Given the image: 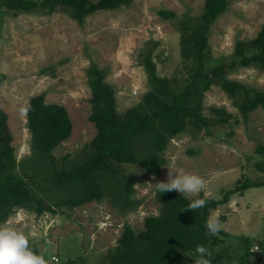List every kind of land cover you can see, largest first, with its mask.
Masks as SVG:
<instances>
[{
  "label": "rangeland",
  "instance_id": "rangeland-1",
  "mask_svg": "<svg viewBox=\"0 0 264 264\" xmlns=\"http://www.w3.org/2000/svg\"><path fill=\"white\" fill-rule=\"evenodd\" d=\"M207 1L132 0L129 7L97 12L82 24L61 8L53 13L17 12L0 1V108L8 114L14 137L15 171L34 195L45 200L47 208L52 207L42 215L35 209L17 208L5 223L24 231L30 246L47 264L76 260L79 264H107L109 252L118 245L126 225L138 235L145 229L146 218L160 215L162 203L155 185L167 182L170 170L204 179L205 186L199 192L184 194L190 200L203 195L221 201L245 179L264 181V156L257 154L259 145H264V109L250 112L245 119L240 111L243 92L235 98L213 85L204 92L200 113L218 119L213 109H224L228 124L213 127L210 136L202 131L196 138L189 127L161 152L149 149L144 141L139 156L142 161L160 157L157 173L143 165L116 163L113 179H99L105 188L103 201L75 208L61 203L69 193L84 190V184L58 187L56 173L82 164L93 152L91 143L97 135L90 121L94 113L91 68L102 71L104 84L115 89L116 109L121 115L144 105L145 96L153 90L151 74L143 64L151 51L158 77L168 79L175 90L183 92L198 70L194 55L185 58L182 54V35L189 33L183 30L184 21L190 18L193 29L203 25L196 21L201 19ZM226 3V11L206 34L209 51L204 54L211 58L205 62V74L212 75L221 63L240 61L234 55L236 45L255 40L264 26V0ZM161 10L172 11L176 17L164 20L158 14ZM224 71L228 80L246 85L252 92H264V67H243L239 62ZM41 94L46 95L48 104L66 107L73 123L72 136L51 154L31 148L27 128L30 101ZM216 222L222 227L216 233L209 232L222 243L208 252L222 255L226 264H240L242 251L236 250L240 238L264 241V187L232 195L227 203L212 208L208 224ZM252 253L247 264H264V249L254 245ZM187 258L189 264H197L199 254H188Z\"/></svg>",
  "mask_w": 264,
  "mask_h": 264
},
{
  "label": "trees",
  "instance_id": "trees-1",
  "mask_svg": "<svg viewBox=\"0 0 264 264\" xmlns=\"http://www.w3.org/2000/svg\"><path fill=\"white\" fill-rule=\"evenodd\" d=\"M0 1L8 9L17 12L47 10L53 13L61 8L80 24L84 23L88 16L99 11L118 10L122 6L132 5V0H99L97 3L90 0ZM226 2L227 0H208L201 19L196 21L203 25L197 29H193L189 24L190 18L184 21L183 30L189 33L182 35V54L185 58L193 54L198 62V70L192 84L183 92L175 90L168 79L158 77L156 66L152 63L151 51L143 64H147L151 74L153 90L145 96L144 105L121 115L116 109L115 89L104 84L102 71L96 66L91 68L89 85L92 90L91 103L94 113L90 121L95 124L97 135L91 143L93 152L86 155L82 164L69 171L56 173L55 184L58 187L84 184V190L81 189L77 193L68 192L67 197L61 201L62 205L75 208L94 200L103 201L105 188L99 179H113L116 163L143 165L151 173H157L162 163L160 157L154 156L149 161H142L139 156L144 141L149 149L161 152L170 140L184 134L189 127L194 129L193 137L196 138L202 131H206V135L210 136L213 127L228 124L224 109H213L219 115L218 119L200 113L204 92L210 90L213 85L221 86L229 96L235 98L238 93L243 92L244 99L240 101V111L245 119L250 112L260 107L264 109V92H252L246 85L228 80L224 71L237 67L239 62L243 67L255 64L264 67V26L255 40L236 45L234 55L238 56L240 61L221 63L212 75L203 73L205 62L211 58L205 55V52L209 51L206 34L209 27L226 11ZM158 14L167 21L176 17L174 12L167 10H161ZM8 119V114L0 108V224L7 222L17 208L35 209L38 215L52 210L51 206L45 207V200L34 195L15 171L16 149L12 145L14 137ZM27 128L32 137L31 148L41 154H51L72 136L73 123L66 107L48 104L46 95L41 94L30 101ZM257 154L264 156V145H259ZM262 186L264 181L252 182L249 178L245 179L242 184L230 189L221 201L207 199L203 195L190 200L176 191L162 193L158 190L157 198L162 203L160 215L146 218L145 229L138 235L126 225L118 245L109 252L107 264H189L187 255L198 256V246H203L209 251L222 243V240L210 234L208 229L211 209L227 203L232 195ZM127 190L131 192L129 187ZM196 200H203V206L190 208V204ZM260 242L261 246L258 245ZM260 242H252L249 237L240 238L236 247V250L242 251L240 264H247L254 256V245L261 247L263 251L264 241ZM209 259L210 264L228 262H224L222 255H212ZM68 264L79 263L76 260L69 261Z\"/></svg>",
  "mask_w": 264,
  "mask_h": 264
},
{
  "label": "clouds",
  "instance_id": "clouds-1",
  "mask_svg": "<svg viewBox=\"0 0 264 264\" xmlns=\"http://www.w3.org/2000/svg\"><path fill=\"white\" fill-rule=\"evenodd\" d=\"M155 186L162 193L176 191L184 195L199 192L205 186V181L195 174L170 170L168 181L160 182ZM203 204V200H196L190 204V208L201 207ZM221 227L219 222L208 225L212 233H216ZM196 252L199 254L197 264H210V259L206 257H210L211 253L205 247L198 246ZM0 264H47V260L30 246L29 236L24 231L4 223L0 224Z\"/></svg>",
  "mask_w": 264,
  "mask_h": 264
},
{
  "label": "built area",
  "instance_id": "built-area-1",
  "mask_svg": "<svg viewBox=\"0 0 264 264\" xmlns=\"http://www.w3.org/2000/svg\"><path fill=\"white\" fill-rule=\"evenodd\" d=\"M54 261H55V262H59V259H58V258H54Z\"/></svg>",
  "mask_w": 264,
  "mask_h": 264
},
{
  "label": "water",
  "instance_id": "water-1",
  "mask_svg": "<svg viewBox=\"0 0 264 264\" xmlns=\"http://www.w3.org/2000/svg\"><path fill=\"white\" fill-rule=\"evenodd\" d=\"M45 205H46V203H45ZM46 207H47V205H46Z\"/></svg>",
  "mask_w": 264,
  "mask_h": 264
}]
</instances>
